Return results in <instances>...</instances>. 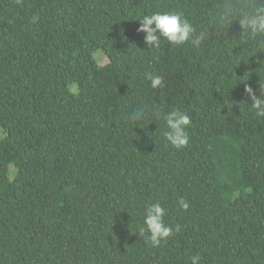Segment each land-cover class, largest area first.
<instances>
[{"label": "trees", "instance_id": "trees-1", "mask_svg": "<svg viewBox=\"0 0 264 264\" xmlns=\"http://www.w3.org/2000/svg\"><path fill=\"white\" fill-rule=\"evenodd\" d=\"M224 2L0 0V264H264V118L245 93L264 95V35L214 27ZM157 11L206 40L148 50ZM173 109L191 117L180 150ZM157 201L174 232L150 247L137 227Z\"/></svg>", "mask_w": 264, "mask_h": 264}, {"label": "clouds", "instance_id": "clouds-1", "mask_svg": "<svg viewBox=\"0 0 264 264\" xmlns=\"http://www.w3.org/2000/svg\"><path fill=\"white\" fill-rule=\"evenodd\" d=\"M32 19L35 23L38 18L34 16ZM233 20H238L247 41H256L258 37L264 35V0H258L251 11H245L236 6L233 0H225L213 26L217 29L226 28ZM139 22L140 27L137 31L145 33L144 44L148 50L158 49L162 39L171 45L182 46L190 43L194 48L199 49L207 38V32H198L193 23L178 11H157L153 14L143 15ZM145 79L150 82L152 89L163 86V77L159 75L146 72ZM259 88L264 91V80L259 82ZM245 93L251 97L250 107L254 115L264 118V95L261 92L260 95L254 94L253 89L249 86L245 87ZM151 112L152 120L161 115L159 106H153ZM142 116L148 120L143 113L140 114V118ZM163 119L166 124L163 135L167 145L176 150L187 146L189 143L187 129L191 126V117L187 112L173 109L163 114ZM178 204L184 210L189 206L184 198H179ZM165 215L166 209L158 201L145 208L143 221L138 225L137 230L139 236L144 238L146 245L159 247L162 241H166L173 235V227L164 222ZM175 231H179V226L175 228ZM190 260L191 264H199L200 257L192 256Z\"/></svg>", "mask_w": 264, "mask_h": 264}, {"label": "rangeland", "instance_id": "rangeland-1", "mask_svg": "<svg viewBox=\"0 0 264 264\" xmlns=\"http://www.w3.org/2000/svg\"><path fill=\"white\" fill-rule=\"evenodd\" d=\"M96 58L101 66H105L109 63V58L102 52H99ZM0 135L2 136V133H0Z\"/></svg>", "mask_w": 264, "mask_h": 264}]
</instances>
